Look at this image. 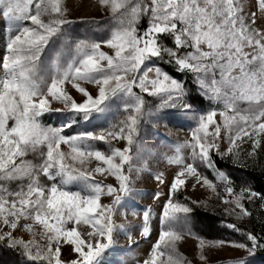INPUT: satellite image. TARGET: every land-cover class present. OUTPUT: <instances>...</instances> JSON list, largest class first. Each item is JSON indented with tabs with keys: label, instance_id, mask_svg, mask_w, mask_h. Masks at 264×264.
<instances>
[{
	"label": "snow or ice",
	"instance_id": "1",
	"mask_svg": "<svg viewBox=\"0 0 264 264\" xmlns=\"http://www.w3.org/2000/svg\"><path fill=\"white\" fill-rule=\"evenodd\" d=\"M99 4L109 13L107 34L80 37L73 34L78 24L69 19L62 0H0V28H6L0 48V264H124L114 247L113 213L133 191L124 166L127 162L132 172L129 148L147 103L145 93L158 100V118L183 125L182 117L192 113L196 124L188 145L192 162L179 155L170 160L180 171L162 204L159 238L141 264H191L176 252L180 234L171 227L187 228L191 208L173 200L188 176L215 191L198 170L201 165L212 169L232 195L225 200V214L249 215L245 202L264 207V185L244 179L235 191L231 174L218 167L222 160L248 167L233 145L248 137L252 156L264 137V23L252 29L255 14L245 17L233 0ZM259 9L264 12V0ZM205 98L211 105L207 111ZM220 103L223 110L217 112ZM120 107L126 116L115 119ZM49 120L53 124L44 123ZM114 141H126L127 147H115ZM96 174L114 176L118 186L95 179ZM104 195L110 203L101 204ZM161 195L157 190L155 196ZM150 215L143 212L142 236L151 234ZM227 227L244 240L198 238L203 264H208L206 247L225 245L242 253L231 264H261L264 235ZM65 244L74 254L67 261L61 256ZM161 246L164 260L159 257L165 251L157 250Z\"/></svg>",
	"mask_w": 264,
	"mask_h": 264
},
{
	"label": "rangeland",
	"instance_id": "2",
	"mask_svg": "<svg viewBox=\"0 0 264 264\" xmlns=\"http://www.w3.org/2000/svg\"><path fill=\"white\" fill-rule=\"evenodd\" d=\"M233 2L240 6L245 17L247 15L255 14L256 25H250L252 29L264 23V12H260L259 0H233ZM62 4L69 10V19L77 22L78 27H75L74 35L84 37L89 35H106L104 28V21L109 15L99 4V0H62ZM95 19L100 21V25H93L86 23ZM6 38V28H0V48L3 47V41ZM264 39V36L260 37ZM245 45L247 41H242ZM245 51H252L245 47ZM2 63V61H0ZM2 68H0V75H2ZM70 87V85H65ZM91 88V85H88ZM75 92V90H72ZM137 91H139L137 89ZM147 101L143 115L139 118L138 129L134 134V141L129 148V155L131 156L132 172L128 171V164L126 162L124 171L126 175L131 176V188L133 191L125 196L121 201L124 207L117 205V211L113 213V223L117 226L113 233L115 241L114 247L120 250L119 259L124 264H141L145 259H149L151 255L152 245L155 239H158L159 231L162 227L160 217L163 214L162 204L168 199V192L171 182L176 178V174L180 171V166L176 163L170 162L174 157L179 155L186 162H192L189 143L192 141L191 128L195 126L196 121L192 113L188 116L182 117L184 119L183 125L168 123L166 119L158 118V100L154 97L143 94ZM190 103V102H189ZM210 102L205 98L203 110H210ZM212 107H216L212 105ZM223 110V104L220 103L216 107V111ZM193 111L199 114L198 106L193 107ZM126 116L123 113L122 107L115 113V119H122ZM111 118V117H110ZM218 122H221L219 116L216 117ZM46 124H53V121H44ZM222 123V122H221ZM210 131H212L210 127ZM223 135V130H222ZM115 147H127L126 141L113 142ZM222 146L227 147L225 141H221ZM236 153L242 161L248 166H257L260 168L264 166V137L262 143L256 152L249 156L252 152V141L248 137H240L233 145ZM64 146H62L63 150ZM108 145L104 144L102 150H107ZM197 152L199 149L197 148ZM31 158V157H29ZM198 163V162H197ZM243 166V164H241ZM238 165V166H241ZM90 166H94L90 165ZM199 171H202L212 183L216 186L215 191L207 186H204L202 181L197 183L191 176L185 178V185L178 189L174 195L173 202L187 203L191 211L187 214L188 224L187 228H182L180 224L174 223L171 225L172 229L180 234V239L175 242L176 252L182 255L191 264H203L200 260L201 249L198 247V238L210 239H235L233 236L223 232L220 224L217 222H233L236 225H243L246 221V216L228 215L224 213V208L229 207L225 200H230L232 195L224 191V185L217 180L216 173L212 169L204 166H199ZM158 176L163 177V181L157 179ZM95 179H100L104 183H111L118 186V182L114 176H103L96 174ZM196 184L193 188L192 185ZM241 182L236 185L232 184L235 191H239ZM11 187H15L13 182ZM69 188L73 191L79 190V185H70ZM159 190L164 195L160 197L155 196ZM110 197L107 195L101 196V204L110 203ZM196 201V203H192ZM150 210L149 217V236H142L143 230V212ZM207 212L214 217L215 224L206 228L202 223H196L194 212ZM239 212V209H236ZM178 216L184 214L179 213ZM190 228L191 231L187 229ZM79 230V229H78ZM131 237V239H130ZM135 240L137 243L133 244ZM158 251H165V256L159 257L164 260L167 258V252L163 246L157 249ZM204 255L208 264H231V261L242 255L241 251L225 245L221 248H205ZM62 258L66 261L74 258V254H70L69 246L65 244L61 252ZM109 254L106 259H112ZM261 264H264L261 261Z\"/></svg>",
	"mask_w": 264,
	"mask_h": 264
},
{
	"label": "trees",
	"instance_id": "3",
	"mask_svg": "<svg viewBox=\"0 0 264 264\" xmlns=\"http://www.w3.org/2000/svg\"><path fill=\"white\" fill-rule=\"evenodd\" d=\"M215 160H219L218 156L214 155ZM218 167L220 170L230 173L231 178L233 180V184L238 185L240 182L243 183L244 179L249 180L253 185H264V177L260 175V168L257 166H235L233 167L228 161H220ZM254 177V179H253ZM245 209L249 213L246 216V221L243 225H236L237 228L242 229L243 231L254 230L256 233L264 235V232L261 231L262 227H264V207H260L259 203L249 204L245 202ZM196 223H202L206 228L209 226H213L215 224L214 217L207 212H194ZM220 224V228H223V232L226 231L227 234L233 236L237 240H244V236L239 231H234L227 227L228 224H234L233 222H223V220H219L217 222ZM264 263V261H262Z\"/></svg>",
	"mask_w": 264,
	"mask_h": 264
}]
</instances>
